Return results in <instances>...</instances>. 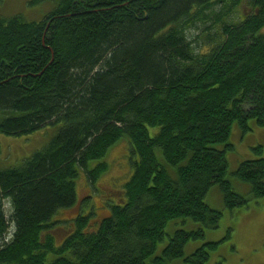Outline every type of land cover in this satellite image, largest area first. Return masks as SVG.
<instances>
[{
	"label": "trees",
	"instance_id": "obj_1",
	"mask_svg": "<svg viewBox=\"0 0 264 264\" xmlns=\"http://www.w3.org/2000/svg\"><path fill=\"white\" fill-rule=\"evenodd\" d=\"M251 120L264 127V0H58L40 22L0 16V134L55 130L0 168V264H207L226 240H207L223 216L211 190L232 211L264 198L263 145L232 173L251 196L228 178L233 125ZM125 138L132 176L87 213Z\"/></svg>",
	"mask_w": 264,
	"mask_h": 264
},
{
	"label": "rangeland",
	"instance_id": "obj_2",
	"mask_svg": "<svg viewBox=\"0 0 264 264\" xmlns=\"http://www.w3.org/2000/svg\"><path fill=\"white\" fill-rule=\"evenodd\" d=\"M30 0H5L0 5V16L12 18L21 14L27 21L40 22L57 6V1H48L41 5L32 7L28 6ZM243 6L240 11H243ZM247 13V10H244ZM198 27L202 28L201 23ZM200 33L197 30H191L189 35L192 34L193 38H197ZM196 46L201 49L204 47V42L197 41ZM251 130L243 133L237 126L233 125L230 142L233 144V149L227 153L229 162V175L234 188L239 194L244 196L250 195V186L247 183L240 181L236 176L232 175L238 166L246 160L254 159L255 154L253 148L263 145L264 146V127L256 125L254 120L250 121ZM55 130L51 127L45 128L34 134L22 137H9L0 134V168H7L21 163L24 159L30 158L35 152L42 150L48 143L49 139L54 135ZM122 141V142H121ZM114 146L105 158L108 164V172L106 176L102 177L97 182V187L92 189L93 193V206L87 213H92L94 206L100 208L99 201L101 198H109L111 195L104 187L113 186L112 189L118 190L121 188L130 175L129 166L131 165V156L127 155L128 139L121 140ZM264 154V152H263ZM162 154L159 153V156ZM127 156L128 162H123ZM133 173V172H132ZM110 178V179H109ZM79 187L77 185L78 195H81V202L89 195L88 193V180L85 174H81ZM125 181V182H124ZM124 182V183H123ZM111 185H108L110 184ZM95 196L97 201H95ZM112 197V195H111ZM209 204L216 209L223 212L220 222V228L217 231L208 233L207 240H224L213 254L212 259L207 264H264V198L256 200L249 199V207L237 208L234 211L227 209L224 206L222 194L219 188L214 187L207 196ZM85 202V201H84ZM83 202V203H84ZM98 204V206H97ZM101 209V208H100ZM6 210L9 212L10 207L6 203ZM80 206L70 212H63L58 220L71 219L75 214L80 212ZM100 210L98 211V213ZM104 215H101V217ZM100 217V218H101ZM230 230V231H229ZM173 229L168 228V233L173 234ZM230 232V237L227 238ZM60 237H63L64 232L57 230ZM166 241L159 246V250L166 244ZM197 244L192 243L186 248V254L190 255L196 248ZM234 247V249H233ZM178 264H185L183 260H179Z\"/></svg>",
	"mask_w": 264,
	"mask_h": 264
}]
</instances>
